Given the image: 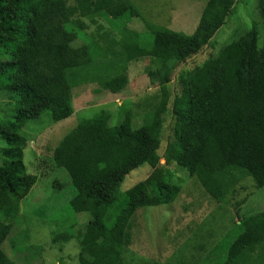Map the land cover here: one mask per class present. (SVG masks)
Wrapping results in <instances>:
<instances>
[{
	"label": "trees",
	"instance_id": "1",
	"mask_svg": "<svg viewBox=\"0 0 264 264\" xmlns=\"http://www.w3.org/2000/svg\"><path fill=\"white\" fill-rule=\"evenodd\" d=\"M135 1L0 0V96L9 101L0 106V264H43V250L25 245L29 228L18 215L37 183L23 163L26 122L46 113L52 123L67 120L73 96L90 86L95 95L124 93L128 64L141 58L159 63L160 87L141 124H132L130 111L115 127L101 114L77 124L52 148V166L64 170L73 187L67 210L75 220L56 222L57 232L66 230L50 242L61 248L75 240L78 264H123L138 212L170 205L181 193L158 156L167 85L179 64L210 44L235 0L206 1L191 35L151 24ZM258 8L264 19V1ZM133 18L144 19L142 32L128 27ZM85 21H103L107 28L99 23L89 34ZM183 88L176 148L167 159L218 205L244 192L245 180L252 190L264 188V40L258 43L255 28L193 68ZM143 165L151 168L149 176L122 192L125 177ZM60 186L53 181V188ZM235 218L239 230L226 234L232 240L222 259L203 264H264V211L242 218L236 211Z\"/></svg>",
	"mask_w": 264,
	"mask_h": 264
},
{
	"label": "rangeland",
	"instance_id": "2",
	"mask_svg": "<svg viewBox=\"0 0 264 264\" xmlns=\"http://www.w3.org/2000/svg\"><path fill=\"white\" fill-rule=\"evenodd\" d=\"M206 1L208 0H139L133 4L140 10V15L151 24L191 35ZM261 1L264 0H235L234 8L224 26L210 44L185 63L179 64L172 72L167 85L169 99L163 115L158 156L160 165L173 173V181L180 185L181 193L170 205L144 208L138 212L131 244L122 253L123 264L219 262L222 259L223 247L228 244V240H232L231 237L229 239L225 237L229 234L234 235L236 230H239L236 225L239 221L235 218L236 211L240 218L264 211V188L252 190L250 179L241 184L245 188L244 192L241 193V190L239 191L241 194L239 193L227 204L218 205L204 198L197 185L189 181L186 173L172 163L173 161L167 159L169 153H173L176 148L174 129L177 113L183 101V82L186 75L252 27L257 31L258 43L262 44L264 19L258 8ZM85 23L89 34L97 33L99 23L107 28L103 21H85ZM128 27L142 32L145 27L144 19L133 18ZM158 68L159 63L150 58L133 61L127 67L129 83L124 93L95 95L94 86H90L85 92L73 96V114L67 120L52 123L49 120V113H46L39 120H28L21 130L27 142L23 163L27 174L37 177V183L20 203L18 215L22 216L23 225L28 224L27 228H29L25 245L38 246L41 251L43 250L44 258L41 263L78 264L80 253L79 244L75 240L59 246L61 248L50 242L53 233L66 230L64 227V230L57 232V223L75 220V215L72 216L67 210L73 198V187L67 173L52 166V148L54 149L77 124L101 114L108 115V125L112 127L118 126L128 111L133 115L132 124H141L144 113H148L153 106L152 98L160 94ZM5 102L9 103L0 96V106ZM148 105H152L151 108ZM3 147L4 144L0 139V165L3 161L1 156ZM150 172L151 168L147 165L132 171L125 177L121 191L129 190L138 182H142ZM55 180L61 185L57 189L52 187ZM247 194L249 196L245 204L240 208L235 207V203L241 201Z\"/></svg>",
	"mask_w": 264,
	"mask_h": 264
}]
</instances>
